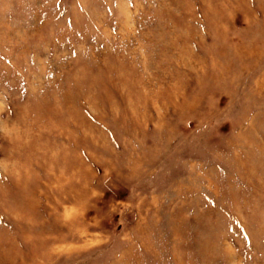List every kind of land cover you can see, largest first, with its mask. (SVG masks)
I'll return each mask as SVG.
<instances>
[{
  "label": "rangeland",
  "instance_id": "374dc122",
  "mask_svg": "<svg viewBox=\"0 0 264 264\" xmlns=\"http://www.w3.org/2000/svg\"><path fill=\"white\" fill-rule=\"evenodd\" d=\"M0 264H264V0H0Z\"/></svg>",
  "mask_w": 264,
  "mask_h": 264
}]
</instances>
